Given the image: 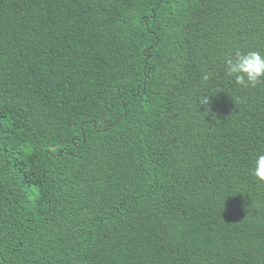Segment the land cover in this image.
<instances>
[{
  "label": "trees",
  "instance_id": "1",
  "mask_svg": "<svg viewBox=\"0 0 264 264\" xmlns=\"http://www.w3.org/2000/svg\"><path fill=\"white\" fill-rule=\"evenodd\" d=\"M237 50L264 0H0V264H264Z\"/></svg>",
  "mask_w": 264,
  "mask_h": 264
},
{
  "label": "clouds",
  "instance_id": "2",
  "mask_svg": "<svg viewBox=\"0 0 264 264\" xmlns=\"http://www.w3.org/2000/svg\"><path fill=\"white\" fill-rule=\"evenodd\" d=\"M224 63L226 65L224 75L234 79L236 84L246 88L264 84V53L261 51L237 50L233 56L226 57ZM209 78V73L202 77L204 81ZM208 102L209 98L206 96L200 99L201 104L206 105ZM250 174L258 181L264 182V154L256 156Z\"/></svg>",
  "mask_w": 264,
  "mask_h": 264
}]
</instances>
